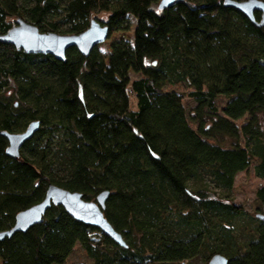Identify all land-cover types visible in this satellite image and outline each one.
<instances>
[{"label":"trees","instance_id":"1","mask_svg":"<svg viewBox=\"0 0 264 264\" xmlns=\"http://www.w3.org/2000/svg\"><path fill=\"white\" fill-rule=\"evenodd\" d=\"M225 1L159 11L161 0H0V38L18 21L78 35L106 14L107 41L137 23L133 41L89 56L70 48L63 61L0 41V233L55 185L87 202L108 192L104 215L126 243L52 205L41 224L0 241L1 264H67L77 246L91 264H208L218 254L264 264V186L256 214L231 194L251 167L264 180V27ZM33 122L39 130L9 157L1 133Z\"/></svg>","mask_w":264,"mask_h":264},{"label":"water","instance_id":"2","mask_svg":"<svg viewBox=\"0 0 264 264\" xmlns=\"http://www.w3.org/2000/svg\"><path fill=\"white\" fill-rule=\"evenodd\" d=\"M176 0H161L159 11H163L175 4ZM225 6L234 8L244 14L257 27H264V2L262 0H247L237 2L226 0ZM261 13V21L257 22L255 13ZM110 31L107 25L97 20H92L89 28L78 35H61L57 33H42L39 28L24 21H18L16 27L8 34L0 38V41L23 50L26 54L52 55L58 60H65L66 52L70 48H77L84 56H89L95 47L105 43ZM40 123H31L25 132L19 134L1 133L7 138L9 146L6 154L19 159L23 146L32 139L39 130ZM108 192H103L97 197V202H87L80 193H73L55 185H50L47 189L45 199L16 216L15 225L12 229L0 233V241L11 238L16 233L27 232L31 227L41 224L47 211L55 206H62L68 214L78 222L101 230L120 246L126 247V243L109 223L104 215ZM257 218L264 222L263 215ZM208 264H229V260L223 255H214Z\"/></svg>","mask_w":264,"mask_h":264},{"label":"rangeland","instance_id":"3","mask_svg":"<svg viewBox=\"0 0 264 264\" xmlns=\"http://www.w3.org/2000/svg\"><path fill=\"white\" fill-rule=\"evenodd\" d=\"M95 17H96L95 19L99 20L100 22L101 21L104 22L107 19L106 14H101ZM136 24H137L136 21L133 20L132 30L130 32L113 33L111 39L100 45L99 49L104 53H108L110 52L111 44L115 40L126 38L128 40L133 41ZM132 77L134 78L135 76ZM168 88L174 89L183 95V103L187 111H190L194 108L195 103L189 96L190 90H188L187 88L181 85H176L174 87H168ZM226 103L227 100L223 97H220L217 101V106L219 109H221ZM131 105L133 109L136 106V102L133 98L131 101ZM245 120L246 119L239 121L238 125L241 127V125L246 122ZM260 120L262 123V127L264 129V115L260 117ZM222 142L225 145H228L231 141L229 139H224L222 140ZM263 186H264V180L259 179L255 176L253 167H251V169L248 172L239 173L235 178V187L231 193L234 204L243 207L244 210L249 212L250 214H256V210L258 209L259 206L256 198V192L259 188ZM67 264H91V260L88 258L84 250L80 246H77L73 254L70 256ZM180 264H206V263H204L201 260H193L190 262H185Z\"/></svg>","mask_w":264,"mask_h":264}]
</instances>
